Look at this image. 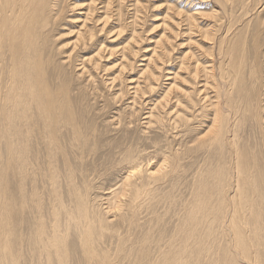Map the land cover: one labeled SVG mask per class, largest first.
<instances>
[{
	"label": "bare ground",
	"instance_id": "obj_1",
	"mask_svg": "<svg viewBox=\"0 0 264 264\" xmlns=\"http://www.w3.org/2000/svg\"><path fill=\"white\" fill-rule=\"evenodd\" d=\"M203 1L207 10L169 11L162 27L171 36L151 41L125 89L123 73L137 68L144 48L139 0H87L71 49L51 44L57 63L51 32L80 5L0 0V264H264V119L255 89L264 87V0ZM128 7V40L117 49L98 42L123 37ZM114 53L120 61L107 85L121 86L116 101L131 91L130 112L106 121L120 135L105 141L74 105L69 74L91 81V69ZM242 97L249 136L239 126Z\"/></svg>",
	"mask_w": 264,
	"mask_h": 264
},
{
	"label": "rangeland",
	"instance_id": "obj_2",
	"mask_svg": "<svg viewBox=\"0 0 264 264\" xmlns=\"http://www.w3.org/2000/svg\"><path fill=\"white\" fill-rule=\"evenodd\" d=\"M70 1L72 3L74 2L73 4H75V2H76L80 6L74 8L73 10L67 11L65 13L66 20H64V22H62L63 20H61L60 21V22H62L61 25L57 29L54 28L53 31L51 32L50 36L52 37V39L54 41L50 40L48 42V49L51 52V54L54 56V62L55 63L58 62L59 57H58V54H56L55 49L51 46V44L52 43H57V44L59 43L57 46H62V48L65 46L62 49L64 51H65V49L67 50L68 48L71 49L70 44H72L73 40L75 39V37L73 35H74V32L78 28L76 26H77V24H78V26L80 25L79 20L81 19V15L79 13H83V11H85L84 10V8H85L84 4L87 3V0H86V2H84L85 0H70ZM125 1H127L126 6L129 3H131V2H128V0H125ZM139 1L142 4V6L140 7L139 13L137 15V17L138 16L139 17L137 19L138 21L136 22L135 28L138 32H140L139 33L141 36L140 38L143 39L140 43H137V46H139L140 48H143V47L144 48L141 49L142 51L138 53V55H141V56H140V58L137 59L138 61L135 65V67H137V68H134L132 71H127V72L123 73V77L125 76L124 79L126 80V83L124 82L125 86L123 88L126 87V84H129V83H127L128 79L129 80H130V78L135 79L138 76V72H137L138 69L142 67L143 63H145L142 55H144V57L149 56V54H150L149 49L151 47H153V43H154L155 39H159L160 35L164 31H165L166 35L171 36V31H170V28L168 27V25L162 27L164 19L166 20V23H168V14L170 13L169 11L171 9H173L179 5L180 8H185V9H186V7L189 8L192 6V7L196 8L195 10H207V8L203 7V5L206 4V3H203V2H205L203 0H139ZM130 8L129 7L126 9L124 8L125 9L123 12V14L125 15V21L124 22H126V23L131 20L129 17H130V13H132V10ZM164 16H166V17H164ZM127 26L128 27H126L125 34H123V37H121L120 39L113 40V42H111V39H113L114 37L104 39L105 36L100 35L97 38L98 42L104 41L103 43H105V45H107V47H112V48H116V47L118 48V46L120 47L122 44H124L128 40L127 39V38H129L128 35L130 34V31L132 29V27H129L130 25H128V23H127ZM200 26L205 27V24H203L201 22ZM184 38H185V36L183 37V35H179L176 38V40L173 41V44L174 43L177 44L180 41H183L182 39H184ZM71 40H72V42H71ZM60 41L63 44H61ZM65 43L66 44L70 43V44L66 45ZM250 47H251V43H250V40H248L247 45H246V49H247L246 60H247V62H246V67H245L246 82L248 84L252 81V76L250 75V69H251L250 68V51H251ZM184 48H185V45L182 47L176 46V49L173 53V58H176L177 56H179L180 52L182 50H185ZM70 49H68V51ZM95 50L96 49H93V50L89 49L88 51H83V52L78 53L80 56H76L74 58V64L77 65L75 68H78V65L80 67V62H81L80 59H83L85 56L91 55L92 53H94ZM77 52H78V49H77ZM81 54L83 57L81 56ZM118 56H119L118 53H117V55L114 53L112 56H109L107 61H106L107 56L105 57V59H101L100 65L101 66L105 65V67H107V70H106V72L103 71L102 69L100 70V65H99V68L96 69L97 71L91 69V74L93 73L92 76H94V77H92L91 81H86L87 78L86 79H84L83 77L80 78L79 75H77L79 73V71L76 69L75 70L72 69L74 71H72V73L69 74V75H72V77H73L72 78L73 79L72 88H73V92L76 93V94H73V99H72L74 101L73 102L74 105L77 108H80V109L83 108L84 110L86 109L85 113L88 112L87 113L88 120H92L93 118H94L93 121L96 120L95 122L99 126V132L100 133L104 132L103 137H104L105 141L112 140L115 134L117 136L120 135V132L112 129L113 123H111L109 126H105L106 125L105 123L109 122L111 120V118H113V117H115V118L117 117V121H118V117H119L118 114H120V117L121 116L123 117L124 113L130 112V110L127 109L128 105H129L127 103L130 101V97H131V91H129V90H132V89H129V90L127 89V91H129L130 93L126 92V94H124L119 99V101H116V100H113L114 96H112V95H114V92L117 93L118 88H120L121 86L119 85V87H118V84H119L118 82L115 83L114 86L111 85V87L109 84L107 85V83L110 82L109 81L110 78L115 75L114 73H116V71L114 72V70L116 69V66L113 65V63L114 64H116L117 62L119 63L120 59H118ZM258 58L260 60V66L262 67L261 75H262V78L264 79V35L260 37ZM175 61L176 60H174L172 62V65L168 66L167 68H170V70H173L175 68V65H176ZM138 64L140 67L137 66ZM116 65H118V64H116ZM112 67H114V69ZM109 68H111V69H109ZM126 73H127V75H126ZM128 73H130V74H128ZM126 78H128V79H126ZM168 81L169 80H162V82H164L163 85H167ZM130 85H131V83H130ZM80 86H83V87H80ZM79 88L85 94L83 92L79 91ZM163 88H165V86H162V89ZM255 89H256V94L258 95V97L260 99L259 104L261 106V110H260L261 116H263V119H264V110H262V109H264V87L255 88ZM159 91H158L157 95H154V97L151 96L150 98L152 99V97H153L154 100H156V97L159 98L162 90H159ZM79 93H80V95H79ZM81 93H83V96L84 95H86V96L83 97ZM129 94H130V96H129ZM158 94H159V96H158ZM251 94H252V92H251ZM78 97L80 99H78ZM81 97H83V98L81 99ZM81 100H82V102H81ZM147 100H148V98H147ZM79 102L82 104H80ZM76 104H78V106ZM83 105H86L85 108ZM237 106H236V108L239 109V126H240V129H243L245 131V134L249 136V134H250V115H247L244 113V108H245L244 97L240 98V100L237 101ZM102 107H103V109H102ZM135 108L137 109L138 106L136 105ZM141 116L143 117V115H141V112H139L138 115H135L133 118V123H132L133 125H131L132 126L131 127V129H132L131 133L134 136V140L140 138L137 141L142 140L141 135L139 133H141V131L143 130V127H142L143 125H141L140 122L135 123V121L136 120L138 121V119H139L142 122L143 119L141 118ZM262 125L264 126V121H263ZM134 126H135V128H134ZM136 127H138V128H136ZM140 129H141V131H139ZM149 134H153V133H149ZM105 136L106 137L109 136V137L106 138Z\"/></svg>",
	"mask_w": 264,
	"mask_h": 264
}]
</instances>
